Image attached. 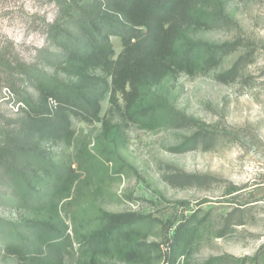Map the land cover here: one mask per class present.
I'll use <instances>...</instances> for the list:
<instances>
[{
    "label": "trees",
    "instance_id": "trees-1",
    "mask_svg": "<svg viewBox=\"0 0 264 264\" xmlns=\"http://www.w3.org/2000/svg\"><path fill=\"white\" fill-rule=\"evenodd\" d=\"M52 1L57 12L45 23L47 44L31 61L0 34V100L17 102L12 114L0 108V207L19 213L16 219L0 215V249L18 264H64L77 243L75 264H157V244L146 241L157 224L99 203L110 177L107 162L120 172L130 124L195 123L156 88L182 74L211 72L244 40L218 43L199 36L233 24L224 0ZM112 36L123 45L117 57ZM251 56H239L219 80L234 81ZM77 121L101 122L102 128L93 148L81 144L76 160L67 161L49 146L72 145ZM199 135L173 151H187ZM68 212L73 234L63 217ZM190 235L183 230L174 248L183 252Z\"/></svg>",
    "mask_w": 264,
    "mask_h": 264
},
{
    "label": "rangeland",
    "instance_id": "rangeland-1",
    "mask_svg": "<svg viewBox=\"0 0 264 264\" xmlns=\"http://www.w3.org/2000/svg\"><path fill=\"white\" fill-rule=\"evenodd\" d=\"M224 2L233 24L199 36L218 43L241 38L244 45L207 74H182L156 88L195 123L130 124L120 172H114L115 162H107L110 177L99 203L109 212L142 215L157 224L146 239L157 244L162 256L157 264H211L216 257L222 258L213 261L217 264H264V0ZM56 12L52 0H0V34L31 61L37 48L47 44L45 23ZM111 39L117 57L122 41ZM248 52L252 61L237 78L220 81L218 75ZM109 107L107 99L103 115ZM0 108L12 114L17 102L0 100ZM75 126L72 145L49 146L67 161L76 160L81 144L93 148L102 123L77 121ZM198 133L202 139L187 151H173ZM234 189L238 191L231 194ZM0 215L16 219L19 213L0 207ZM63 217L73 234L71 213ZM186 229L191 235L179 252L173 245ZM77 249V243L68 248L64 264H75ZM0 264L18 261L0 249Z\"/></svg>",
    "mask_w": 264,
    "mask_h": 264
}]
</instances>
